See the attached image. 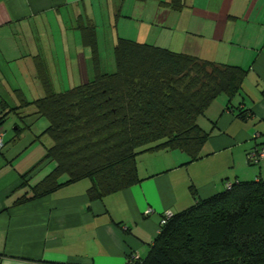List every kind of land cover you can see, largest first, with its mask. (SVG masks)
I'll list each match as a JSON object with an SVG mask.
<instances>
[{"label": "crops", "instance_id": "crops-1", "mask_svg": "<svg viewBox=\"0 0 264 264\" xmlns=\"http://www.w3.org/2000/svg\"><path fill=\"white\" fill-rule=\"evenodd\" d=\"M168 1L0 0V115L21 98L44 95L36 60L54 91L92 78V52L79 23L94 26L101 70L115 69L119 36L247 70L238 94L230 101L218 95L198 118L210 132L202 157L188 162L179 150L153 151L150 160L137 164L138 182L95 200L86 194L90 180L82 179L14 203L54 162L42 161L52 143L36 145L48 124L32 131L24 107L10 111L1 125L0 264L143 260L164 211H182L231 181L264 179V159L256 166L246 159L264 146V0H180V10L161 3ZM25 132L34 135L24 141Z\"/></svg>", "mask_w": 264, "mask_h": 264}, {"label": "trees", "instance_id": "trees-1", "mask_svg": "<svg viewBox=\"0 0 264 264\" xmlns=\"http://www.w3.org/2000/svg\"><path fill=\"white\" fill-rule=\"evenodd\" d=\"M161 3L183 6L180 0ZM78 26L92 52V78L54 91L36 60L44 95L21 98L0 115L1 127L10 111L33 105L48 120L38 137L52 140L42 161L54 162L53 168L15 204L82 179L90 180L88 198L100 199L140 180L137 156L143 152L179 150L188 162L199 159L210 132L198 118L218 95L230 101L242 90L247 70L240 66L120 36L113 46L115 69L102 71L93 24ZM128 264H264V179L231 181L171 212L145 259Z\"/></svg>", "mask_w": 264, "mask_h": 264}, {"label": "rangeland", "instance_id": "rangeland-1", "mask_svg": "<svg viewBox=\"0 0 264 264\" xmlns=\"http://www.w3.org/2000/svg\"><path fill=\"white\" fill-rule=\"evenodd\" d=\"M102 70L103 71H109L107 70L104 65L102 67ZM67 83H65L66 85ZM68 85H72V84H68ZM69 87L66 85V88H56L55 91H61V90H65V89H68ZM29 97V96H28ZM33 109H35V107L33 105H31L29 108L26 106L23 108V111H22V114H28L25 116V121H26V124L30 125L31 128H32V131L36 130V129H40V127H45L47 124H48V120L43 117V116H34L33 114H31L30 111H32ZM12 118H15V116H11V119ZM11 119L7 120V127L11 126ZM202 119H201V125H202ZM204 125V124H203ZM12 128V126L10 127V129ZM41 133V132H40ZM30 134H33L34 135V132H25L23 134V137L22 139H24V141L28 140ZM39 135V134H38ZM37 135V136H38ZM37 138V137H36ZM37 144L36 145H40V146H44V145H48L52 143V140L51 138L49 137V135L47 134H44L40 137H38L37 139ZM153 156V153L151 152H143L141 153L140 155L137 156V164H143L145 161H148L150 160V158ZM252 166H256V164H252Z\"/></svg>", "mask_w": 264, "mask_h": 264}, {"label": "built area", "instance_id": "built-area-1", "mask_svg": "<svg viewBox=\"0 0 264 264\" xmlns=\"http://www.w3.org/2000/svg\"><path fill=\"white\" fill-rule=\"evenodd\" d=\"M3 147H4L3 128L0 127V150ZM246 159L250 164H257L260 160L264 159V146H261L260 148L249 152ZM146 213H149V210H147ZM170 215L171 212L169 210L164 211V217L161 218L160 224H164L166 221V217H169Z\"/></svg>", "mask_w": 264, "mask_h": 264}]
</instances>
